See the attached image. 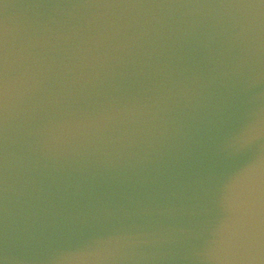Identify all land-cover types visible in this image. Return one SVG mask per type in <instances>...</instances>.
Listing matches in <instances>:
<instances>
[{
  "label": "water",
  "instance_id": "obj_1",
  "mask_svg": "<svg viewBox=\"0 0 264 264\" xmlns=\"http://www.w3.org/2000/svg\"><path fill=\"white\" fill-rule=\"evenodd\" d=\"M253 3L0 0V264H264Z\"/></svg>",
  "mask_w": 264,
  "mask_h": 264
},
{
  "label": "snow or ice",
  "instance_id": "obj_2",
  "mask_svg": "<svg viewBox=\"0 0 264 264\" xmlns=\"http://www.w3.org/2000/svg\"><path fill=\"white\" fill-rule=\"evenodd\" d=\"M256 4L260 9H264V0H255V3L248 7H255ZM8 78V39L6 32L0 28V131L4 130L6 122ZM248 196L250 211L254 214L257 207L259 209L262 221L261 242L264 244V178L258 186L253 185ZM248 243L251 244V236Z\"/></svg>",
  "mask_w": 264,
  "mask_h": 264
}]
</instances>
